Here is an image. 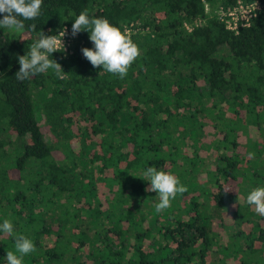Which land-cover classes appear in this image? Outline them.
<instances>
[{
	"label": "trees",
	"instance_id": "trees-1",
	"mask_svg": "<svg viewBox=\"0 0 264 264\" xmlns=\"http://www.w3.org/2000/svg\"><path fill=\"white\" fill-rule=\"evenodd\" d=\"M237 1L43 0L18 36L0 29V223L10 219L33 240L37 252L23 264H63L71 254L72 264H264V217L245 202L264 187V14L231 32L213 12ZM85 9L133 27L141 55L126 77L93 68L81 31L72 54L51 55L64 79L48 70L18 81L17 58L40 31L71 30ZM35 89L47 97L40 108ZM199 135L202 143H183ZM83 166L98 174L96 208ZM149 166L187 188L151 219ZM113 201L122 206L110 221ZM8 251L14 237L0 233V264Z\"/></svg>",
	"mask_w": 264,
	"mask_h": 264
},
{
	"label": "clouds",
	"instance_id": "clouds-1",
	"mask_svg": "<svg viewBox=\"0 0 264 264\" xmlns=\"http://www.w3.org/2000/svg\"><path fill=\"white\" fill-rule=\"evenodd\" d=\"M43 0H0V29H7L11 33H21L25 30L24 21H34L41 15ZM30 30L36 25L29 24ZM67 30L54 35H45L40 31L39 38L30 47L25 55L19 56V70L15 76L18 81L31 79L37 74L52 70L58 78L64 79L65 72L61 65L51 58L52 53L64 51L62 39ZM81 31L89 33V40L93 47L81 49L83 57L93 66L124 79L131 65L140 57V49L131 39L130 34L114 26L107 18H90L87 9L81 11L71 25V35L75 37ZM254 154L249 153V158ZM143 177L148 181L147 191L156 193L158 203L155 212L162 213L172 206V201L178 195L187 191L180 179L166 171L147 167ZM246 204L253 206L255 212L264 217V187H256L248 192ZM0 233L14 237L15 252L6 253V264H23V257L36 253L37 248L32 239L14 231L10 219L0 223ZM16 253H19L17 255Z\"/></svg>",
	"mask_w": 264,
	"mask_h": 264
},
{
	"label": "built area",
	"instance_id": "built-area-1",
	"mask_svg": "<svg viewBox=\"0 0 264 264\" xmlns=\"http://www.w3.org/2000/svg\"><path fill=\"white\" fill-rule=\"evenodd\" d=\"M209 8L205 5V13L209 12ZM215 13L216 18H218L221 22H223L228 30L231 32L237 33L240 28L248 27L251 22L256 19L260 14H264V0H252L250 2H244L242 0H238L235 2V5L230 9H225L224 7L216 8L213 12ZM200 24H184V28L187 32H191L193 27ZM132 29V30H131ZM63 30H67L65 36L62 39V43L64 45V51L60 49V52L64 54H72V47L78 42V35L73 37L71 35V30L67 27L63 28L59 33H62ZM131 35L133 31V27H126L124 30ZM59 33L57 38H59ZM81 44H84V41L80 40Z\"/></svg>",
	"mask_w": 264,
	"mask_h": 264
},
{
	"label": "rangeland",
	"instance_id": "rangeland-1",
	"mask_svg": "<svg viewBox=\"0 0 264 264\" xmlns=\"http://www.w3.org/2000/svg\"><path fill=\"white\" fill-rule=\"evenodd\" d=\"M3 32L5 33V34H9V35H11V36H18L19 35V33H11V32H9L7 29H3ZM33 93H34V95H35V97H34V100H35V106L36 107H38V108H40L39 106H38V104H40V103H43L44 101H46L47 100V97H45V95H44V92L43 91H41V90H39V89H35L34 91H33ZM39 109H36V116H37V119H39L40 121H41V116H40V113H39V111H38ZM202 136L201 135H199V136H195V137H190V138H187L186 137V139L183 141V143L184 144H186V145H192V144H194V143H198V144H200V143H202ZM74 141L76 142V140L74 139ZM22 144H23V142H22V140H17L16 141V146L18 147V148H20L21 146H22ZM73 144H75V143H73ZM73 144H71V145H73ZM204 146H206L205 144H203ZM211 150V149H210ZM214 155H217V154H214L212 151H210V152H207V154H206V157H205V160L208 162L209 160H210V158H213L214 159ZM83 172L87 175V176H91V181H88V182H86V184H87V190L89 191L88 192V194H87V197H89V199L90 200H92L93 201V204H91V208H96V206H97V204H95V201L97 200V201H99V194H100V192L97 190H95V188L97 187V185H99L98 184V182L96 181V178H97V176H98V174H95V173H93L92 172V170H93V167L92 166H83ZM202 179H204V174L202 173V174H200L199 175V181H201ZM70 198L71 199H69L70 200V203L72 202V196H70ZM115 198H113V200H114ZM74 204V207H76L77 206V203L76 202H73ZM118 202H112L111 203V206H112V210L114 211V215L112 216V217H109V219H110V221H115V220H117V217H118V214H119V212L118 211H116V209H119L120 208V206H122V205H119V204H117ZM148 211H149V213L150 214H148V216H149V218L148 219H151L152 217L154 218L155 217V215L156 214H161V213H156L155 211H150V209L146 206L145 207ZM31 213H35L34 212V210H31L30 211ZM118 213V214H117ZM117 214V215H116ZM162 215V214H161ZM165 215V214H164ZM5 219H7V218H5ZM90 220V219H89ZM51 222V220L49 221V219L46 221V223H50ZM162 255L163 256H165V253H164V251L162 252ZM75 259H77L75 256H73L72 254L71 255H66L65 257H64V261H63V264H72V261L73 260H75ZM79 259L80 260H84L85 261V258H84V255L82 254L80 257H79ZM86 262V261H85ZM86 264V263H85Z\"/></svg>",
	"mask_w": 264,
	"mask_h": 264
}]
</instances>
